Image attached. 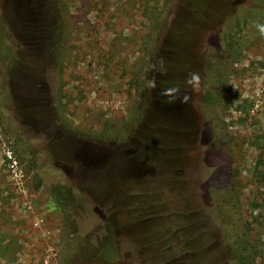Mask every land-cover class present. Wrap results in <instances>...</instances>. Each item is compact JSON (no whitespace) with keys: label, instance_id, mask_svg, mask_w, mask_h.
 <instances>
[{"label":"rangeland","instance_id":"374dc122","mask_svg":"<svg viewBox=\"0 0 264 264\" xmlns=\"http://www.w3.org/2000/svg\"><path fill=\"white\" fill-rule=\"evenodd\" d=\"M26 8L0 0V264H264V0Z\"/></svg>","mask_w":264,"mask_h":264},{"label":"clouds","instance_id":"9594fccd","mask_svg":"<svg viewBox=\"0 0 264 264\" xmlns=\"http://www.w3.org/2000/svg\"><path fill=\"white\" fill-rule=\"evenodd\" d=\"M257 30L259 31L261 36H264V24H257L256 25ZM187 84L191 85L193 90H197L200 85V76L199 73H190L189 78L186 81ZM152 86L155 87V82L153 81ZM162 95H165L169 97L165 101V103H174L177 99H179L182 103H186L188 100L187 96H181L180 95V89L179 88H170L165 89Z\"/></svg>","mask_w":264,"mask_h":264},{"label":"flooded vegetation","instance_id":"af4514ba","mask_svg":"<svg viewBox=\"0 0 264 264\" xmlns=\"http://www.w3.org/2000/svg\"><path fill=\"white\" fill-rule=\"evenodd\" d=\"M8 1V0H7ZM19 1H21L22 2V4L23 5H25V8L28 6V8H26V9H28V11H32V9L31 8H29V6L30 5H32L34 2H36V0H19ZM36 11V13L35 14H33L32 16L33 17H29L30 15H24V20H26V21H28V22H32V21H37L38 19H39V10L38 9H36L35 10ZM29 17V18H28ZM207 83L206 82H204L203 81V85H206ZM207 86H208V84H207ZM206 86V87H207ZM176 88L177 87H180V86H175ZM180 95H182V97L183 96H186V94H184V93H182L181 91H180ZM167 99H169V97H167V96H165L164 97V102L167 100ZM167 106H166V108L169 110V111H171V109H173V107H175V108H177L178 109V111H182L181 113V115H182V117H181V119L182 120H185L186 118L187 119H189L190 121H191V119L190 118H188V116H187V114L184 112V107H185V103H182L179 99H177L174 103H165ZM174 111V110H173ZM180 115V116H181ZM188 121V120H187ZM192 122V121H191ZM96 160H98V159H96Z\"/></svg>","mask_w":264,"mask_h":264},{"label":"built area","instance_id":"2783aa9c","mask_svg":"<svg viewBox=\"0 0 264 264\" xmlns=\"http://www.w3.org/2000/svg\"><path fill=\"white\" fill-rule=\"evenodd\" d=\"M15 164H16V161L15 160H12L11 166L14 167Z\"/></svg>","mask_w":264,"mask_h":264},{"label":"trees","instance_id":"16d2710c","mask_svg":"<svg viewBox=\"0 0 264 264\" xmlns=\"http://www.w3.org/2000/svg\"><path fill=\"white\" fill-rule=\"evenodd\" d=\"M105 264H108V263H105Z\"/></svg>","mask_w":264,"mask_h":264}]
</instances>
